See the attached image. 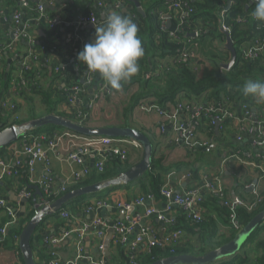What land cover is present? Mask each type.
<instances>
[{
  "label": "trees",
  "instance_id": "16d2710c",
  "mask_svg": "<svg viewBox=\"0 0 264 264\" xmlns=\"http://www.w3.org/2000/svg\"><path fill=\"white\" fill-rule=\"evenodd\" d=\"M138 1L143 12H140L136 5L130 3L129 0H106V2L111 6L116 2H121L126 5L132 4V13L136 14V18L132 20L137 25L138 37L142 41L144 55L138 61V73L127 82H122V87L119 90L111 88V92L105 96L106 99H118L122 96L123 90L125 95L131 94V96L126 99L128 100L126 101L127 105L124 104V106H122L121 115H119L121 122L113 124L106 121L105 124H100L99 127H132V116L135 114L134 111L135 109L140 108L144 101H149L152 105L168 107L176 103L178 95L182 92L188 94L189 96H197L196 99H198L202 93L210 90L214 93V97L218 100H222L227 97L229 98V96L232 95L233 100L242 103V105H247L250 109V104L252 103L255 105L264 104V102L243 94V85L246 80L252 79L264 82V50L260 52V54L256 57V60H244L242 57V46L245 43L250 42L254 38L261 39L262 36H264V22L254 20L251 15L255 7V4L252 3L251 0H230V3H228V0H189L188 8H190L191 11H188L185 15L187 23L186 27L183 29L181 39L184 40L192 38L195 41L191 50L194 49L196 42L199 43L201 40H207L205 39L206 37L213 36L215 39L222 37L224 34H222L219 30V24L221 22L229 29L230 38L233 41L234 48L237 52V59L229 69L225 70L220 65H217L212 59V65H214L209 69L206 68L204 70L205 72H197L195 68L193 69L192 64H194L195 60H191L190 58L182 60L179 63H175V60L180 56L181 48L177 45V40L170 36L168 29L161 31L158 28V24L162 18L160 15L156 14V11H163L165 14H169L174 17L176 11L175 9L170 10L169 5L177 0ZM0 2L9 8H20L19 0H0ZM95 2L96 0H78L80 7L81 4H83L84 8L81 7L83 10L92 8L95 5ZM30 4L32 7H35L37 2L36 0H30ZM223 7L225 8V12L222 16ZM34 12L35 10H33V13ZM51 32L52 30H50L45 36H40L39 34L33 32L36 37V42L32 48L35 50L36 58L30 62V67L26 70H22L20 67V63L23 59L18 60L19 66L16 68V72L22 71V78L17 77V73L14 72L12 66L5 63V58H10L9 54L17 56V49L14 51L4 50L2 52L0 58V93H2V98H4L3 104L5 106V110L8 111V116L6 117V121L4 123H0L2 124L0 125V129L10 125L27 124L47 115L64 116L65 118L81 124H88L91 121H95L89 114L90 109L92 108L87 107L88 103L93 100V97H90L87 93L79 95L78 98H81V102L79 104L76 102L74 109L69 104L68 92L64 91L63 94V91H61L59 93V83L66 77H69L72 80V83L69 84V86L74 83L81 86L83 85L82 79L87 73V66L84 62H80L77 59L78 53L83 49H80L72 60L70 58L71 52L67 53L65 58L64 50L60 48L59 42L54 34L55 32ZM196 32L199 34L195 37L192 34H195ZM7 39L8 38L6 36H0V44H7ZM21 39L17 42V45L21 42ZM29 47L27 46V48ZM51 49L55 50V56L58 58L62 55L64 56L60 62L65 63L66 68L63 71L57 72L55 68L58 64H60L57 61L53 74L48 76L41 59L42 53ZM224 50L230 55L229 50ZM162 65L170 68V70L167 71L165 69V72H162ZM156 72L162 73L157 74ZM44 74H46V77L50 79L46 82V84L43 83L42 77ZM14 78L17 80L16 85L13 83ZM96 78L97 79L94 82L96 84L95 86L103 81L100 75L96 76ZM22 79L25 80V83L21 82ZM14 85L16 86V90L12 93ZM86 101L87 103L85 104ZM66 105L67 107H65ZM260 108L262 107L258 106L257 111L260 116L264 117V114L262 113L263 110ZM81 114H86L87 116H84L85 118L83 119L79 117ZM227 122V120H224L219 129V132H221L220 136L222 137H225L223 135H227L231 132L229 129V123ZM159 123L157 124L158 127ZM63 129L65 128L49 124L27 131L25 134L26 137H29L32 134L53 132L55 130ZM19 140H21V138ZM229 147L232 148L231 145H229ZM244 148H236L238 150H235V152L243 156ZM5 149L6 148L0 149V156H3ZM203 150L205 152L206 148ZM218 155L219 153H217V157ZM263 156L264 155H255V158L257 160H261L264 159ZM10 157H12L11 154H9V157L7 158L9 159ZM128 158L129 153L127 158L124 160L121 159L120 156L108 157V161L105 163L103 171H97L93 168L89 175L81 177L80 180L71 182V185H66L68 187V191L118 177L132 167ZM153 159V167L133 183L134 185L140 186L143 194L151 193L157 198H161V188L166 182L164 176L166 177V175L172 171L176 165H164L163 161L157 160L155 156H153ZM26 167L27 166L20 167L18 174L12 176L16 177L18 180L20 179L23 186L28 184L26 176L27 172H24L23 170L24 168L26 169ZM194 172L197 173L196 170ZM218 173L221 174V171ZM260 187L259 197H261L264 201V177ZM27 189L32 191L30 188ZM109 189L110 188L101 192ZM101 192L86 196H98ZM42 194L43 197L41 203H44V201L47 203L52 202L57 200V198L62 195L58 194L47 196L44 192H42ZM84 197L75 199V202H79V199ZM227 197L228 196L226 194L225 197L208 195L206 196L203 206L205 207L206 201L209 203L208 198L213 200L212 202L217 204L216 211L224 216L227 223L232 228L231 230H235L233 229L234 226L230 223V210L223 204V199L225 200ZM32 205L33 201L30 199L27 214L22 217H16V222L8 225L7 236L0 246H9V243L14 244L16 240H18L24 226L35 214L36 209L32 208ZM68 206L64 205L60 211L63 209L68 210ZM3 208L8 216L7 219L0 224V232L1 229L12 220V217L8 214L6 207ZM263 209L264 204L257 207L254 211H249L244 207H238L236 209L237 221L242 225H246ZM205 214L203 215V220L199 223L189 220L185 215H183V217L177 216L178 226L191 234L206 231L209 227H212L213 224L207 223V216ZM212 230L213 232L209 234V237L205 238L201 236L198 246H194L196 242H184L182 238L181 242L175 246L157 245L152 248H147L142 254H138L136 256L135 264H150L156 260L180 254L202 255L207 251L230 241L236 233L235 230L229 235H219L215 224ZM219 237H222V239L216 241ZM251 242L254 243V246L246 247V244ZM246 244L243 246L245 254L243 253V256L236 254L234 258L241 259V262L245 264H264V222L255 229L251 240ZM118 247L119 255L122 259L119 264H132V257L129 255L128 251L126 253L122 247ZM43 249L45 252L48 251V257L46 259V262L48 263L51 258V252L52 250H56V247L45 246ZM21 260L22 261L20 262L24 264L22 257ZM108 264H111V261L108 262Z\"/></svg>",
  "mask_w": 264,
  "mask_h": 264
},
{
  "label": "crops",
  "instance_id": "0c3cea01",
  "mask_svg": "<svg viewBox=\"0 0 264 264\" xmlns=\"http://www.w3.org/2000/svg\"><path fill=\"white\" fill-rule=\"evenodd\" d=\"M53 8H49L48 11L50 14L58 20H60L59 25L55 30L52 32H55V36L59 42L60 48L64 50V56L66 58L67 53L71 52L70 58L71 60L76 55V53L83 49L84 45L86 43L91 42L94 39V33H95V27L88 28L86 25L83 27L75 30L71 27L69 24L70 19L78 14L79 12L82 13L85 10L83 4L78 3V0H53ZM133 4V3H132ZM132 4L124 5L119 10H117L118 13L125 15H128L133 8ZM5 4H2L0 2V36H6L8 39L7 43L11 41L10 34L11 32L15 33L17 28V24L13 20V15L15 11L18 9L16 8H9L8 6H4ZM134 5V4H133ZM115 11V10H114ZM22 18L24 21H29L31 23V29L39 34L40 36H45L47 33H49V28L47 27L46 23L43 21V19L39 16V14L31 9H20ZM113 12L112 10H109V13ZM108 14V11L103 9L97 10V24L100 27L104 24L105 21V15ZM173 25V24H172ZM220 28V27H219ZM171 28H168L170 30ZM221 33V28L219 29ZM51 32V33H52ZM224 39H218L217 41L220 43L221 41H224V44L221 46L222 52L224 56H230L232 59V52L226 47V36L224 34ZM214 40H216L214 38ZM202 41V40H201ZM200 41V42H201ZM199 42V43H200ZM198 43V44H199ZM196 42V46L198 45ZM29 44L27 41L21 39V42L13 45V49H17V56H12L9 54L10 58H5V63L9 66H12L14 72H16V68L19 66V59L20 57L24 56L26 52H28ZM230 51V55L225 52V50ZM13 54V53H12ZM202 54V53H201ZM62 55L61 57L55 56V50H48L45 53H42V59L41 62L44 64V67L46 68V71L48 73V76H51L53 74V70L55 65L57 64V61L59 63L62 58H64ZM205 60H198V63L200 65V69L203 71L204 68L207 67L205 61L206 56L204 58ZM197 61V60H196ZM231 61V60H230ZM222 67V64H221ZM196 71H198V67L196 66ZM95 79L92 83L85 85V88H87V94L90 95V97H93L96 94L98 84L94 83L97 79L96 76H99L98 73H96ZM94 77V76H93ZM43 83L46 84L50 79L46 77V74L43 75ZM98 82V80H97ZM72 83V80L69 77H66L62 79L59 83V93L63 91L64 94V87L69 86V84ZM122 95H125V92L123 90ZM214 96V93L210 90L207 91V93H202L201 96L196 99L195 96H189L188 94L182 92L180 95H178L177 101H184L189 104H199L204 103L206 104L210 98ZM2 93H0V123H4L6 121V117L8 116V111L5 110V106L3 104ZM228 98V97H227ZM222 99L225 102L226 109H230L233 117L227 119V123H229V129L230 133L227 135H223L225 137L220 136L221 132L216 131V126H212L209 122L206 123L205 120L202 121L201 126L196 128L194 130V136L193 140L200 142L201 140H207L210 142V146L213 147H206V150L204 152L201 146L196 145L194 149H190L187 147L186 144H173L170 141L169 135L165 132L162 133L159 130L158 123L160 121V117L157 113L154 111L145 112L143 110L142 117L136 115V118L132 120V127L144 132L152 141L153 147H154V153L153 156L157 160H162L164 165H172L175 164L176 167L172 170L175 171L174 174L171 176H168V174L172 171H170L166 177L164 176V179L166 181L170 180L171 185L175 188L176 191H184L190 187H199L203 186L206 182L213 179L214 175L219 174L218 172L221 171V174L219 176L222 179V184L225 188L227 198L232 199L235 196H240L246 199H250L252 197L251 192L252 190H247L245 188L246 182L247 183H256L259 182V178L261 174H259V171L249 165H245L239 160H236L234 158H231V155L233 153H236L238 149L236 148H244V150H249L254 152L255 155H259V150L254 146L253 140L254 137L251 132L245 133L243 130L245 128L247 129L248 126L255 125L257 122L264 120V117L260 116L258 113V106H261L264 114V104L262 105H255L254 103L250 104L251 106V112L255 114V116L251 119H246L244 111L242 110V103H239L238 101L233 100L232 95L229 96V98ZM227 99V100H226ZM116 99H101L94 103L93 107H90L87 105V107L92 108L90 109V117L94 120H96L95 124H101V121L103 122H110L113 124L120 123L121 119L117 117H113L111 120V115L108 117V120L101 118L100 113H98V108H111L110 105L115 101ZM191 100V102L189 101ZM87 101L85 102V104ZM71 105V104H70ZM173 105H170L169 107H172ZM67 107V105L65 106ZM71 107H73L71 105ZM100 109V110H101ZM99 110V111H100ZM139 111H142L141 109H138ZM139 113V112H138ZM102 114V113H101ZM97 115V116H94ZM15 118V117H13ZM142 121V122H141ZM2 125V124H0ZM99 127V126H96ZM228 129V131H229ZM238 136L242 137V140L239 141L237 138ZM237 144V146H236ZM229 145L232 146L229 147ZM22 148V141L18 140L17 142L9 145L6 147L5 152L3 156H0L1 158H7L9 157V154H13L12 151H16L15 156L17 157L20 152H18ZM248 151V152H249ZM217 153H219L217 157ZM246 153V152H245ZM243 155V157H246V155ZM66 152L63 150L60 151L58 155H53L50 157V174L54 179L55 188L59 189L63 184L71 185L74 181L73 179V173L74 170L81 169L82 166H79L77 164H72L68 162L65 158ZM23 156H20L19 158H22ZM143 158V147L136 148L133 146L129 147V158L128 161L131 164L132 167L136 166ZM264 158V156H263ZM98 158L94 155H89L86 157L84 165L87 168H94ZM154 160V159H153ZM153 160H152V167H153ZM262 164H264V159L259 160ZM25 162V157H24ZM131 167V168H132ZM151 167V168H152ZM130 168V169H131ZM24 172H27V180L28 184L26 186H23V183L20 181V179H16V177L7 176L0 180V198L3 200L6 205L11 208L14 212L16 217H22L27 214V208L30 203V199H28L27 202H24L22 200V197L20 196V190L22 188H30L33 191V194H35L36 189L33 186H40L38 185L37 181L39 178H41L44 174H46V167L43 163H38L36 165V168L33 173V178L26 167V169H23ZM197 171L195 173L194 171ZM186 172H191L192 177H186L182 178V175ZM142 177V176H141ZM140 177V178H141ZM69 182V183H68ZM245 182V183H244ZM66 186V190L64 192H61L59 194H65L68 191V187ZM261 188V187H260ZM260 188L258 190H260ZM41 190V188H40ZM42 192V190H41ZM69 192V191H68ZM143 194L141 191V188L139 185H134L133 182L124 184L121 186L112 187L109 190H106L104 192H101L98 196H86L84 198L79 199V202H75V200L69 202L66 206L69 207V212L71 214L70 218L68 220H64L60 215V210L56 212L54 215L48 216L45 218L43 224L40 225L37 234L33 238V250L36 256V261L38 264H47V257H48V251H44L43 248L47 246L45 244V238H60L62 239L61 242H59L56 245V251L59 256V258L65 263L72 260L76 253V242H75V233L72 231L73 229H77L81 227L85 222L90 221L95 216L101 217L102 219L106 220L110 225L117 222L118 220H122L126 217L128 212L121 208H117L114 206H101L100 204H96L97 200H107L111 203H117L119 201H125V200H132L136 198L137 196ZM43 195V194H42ZM42 195H36L34 200V195L31 198L33 201L32 208L36 209L37 205L41 203L42 201ZM61 195V196H62ZM60 196V197H61ZM58 199V198H57ZM209 203L206 201V205L204 207V214L207 216V223L213 224L212 227H209L206 231H203L201 233L191 234L190 232L185 230V235L183 236L184 242H196V246L199 245V242L201 240V236L207 238L209 237L213 230L214 224L216 225V229L219 232V235L231 234L232 231L236 230V233L241 229L234 228L235 230H231L232 228L227 223L224 216H222L217 209V204L213 203L210 198ZM207 199V200H208ZM55 201V200H54ZM52 201L51 203H53ZM89 205L98 206L96 209H94L93 212H87V207ZM154 205L152 202H148L147 206ZM165 202L164 199H157V203L155 206L158 209L164 208ZM36 206V207H35ZM261 206V203L259 207ZM144 208L139 207L135 211H142ZM29 212V211H28ZM135 212H133L134 214ZM173 215H177L178 217H183V212L180 208L177 206H174V209L171 212ZM7 213L4 210L2 206H0V224H2L7 219ZM146 223L149 225H152L154 227V231L157 230L159 232V236L163 235L162 230H160V222H158L154 217L146 220ZM231 223V222H230ZM232 224V223H231ZM232 226H234L232 224ZM244 226V225H242ZM241 226V227H242ZM69 231V234L67 236H64L66 231ZM235 233V234H236ZM112 229L108 228L106 239L104 240L106 243L108 252L105 254L108 262L111 261V264H119V262L122 260L121 256L119 255V247H122L126 253L127 248L124 246H121L115 242H113L112 238ZM252 238V237H251ZM250 238V240H251ZM222 239V237H219L216 241ZM249 240V241H250ZM102 240L93 237L92 235H87L85 238V247H86V253L98 257L100 255L99 252V244ZM214 241V240H213ZM148 240H146L143 244H141L138 247V250H140L139 254H142L146 249V245ZM253 247L254 243H248L246 244V247ZM201 248V247H200ZM199 248V249H200ZM244 248L241 249L240 253L237 254L239 256H243ZM21 252L19 249V238L16 240L14 244L9 243V246H0V264H15L16 261H22L20 256ZM245 254V253H244ZM236 256V255H235ZM233 256L232 258H223L221 260L216 261L215 263L211 264H245L241 262V259H236ZM80 264H87L85 260H81Z\"/></svg>",
  "mask_w": 264,
  "mask_h": 264
},
{
  "label": "built area",
  "instance_id": "2783aa9c",
  "mask_svg": "<svg viewBox=\"0 0 264 264\" xmlns=\"http://www.w3.org/2000/svg\"><path fill=\"white\" fill-rule=\"evenodd\" d=\"M37 4L35 7H32L30 0H19L20 8L17 9L13 15V20L19 26L14 37L11 38V41L7 44H0V58L4 50H12L13 45L16 46L17 42L21 38L27 41L29 44L28 52L24 56L20 57L23 59L20 63L22 70L29 69L30 62L36 58L35 50L32 46L36 42V37L33 34L31 29V23L29 21H24L20 12L21 8L35 10L39 16L46 23L47 27L50 30H55L59 25L60 20L52 16L48 11L47 6H52L53 0H36ZM130 3H133L130 1ZM189 0H177L174 3L169 5L170 10L175 9L176 14L172 17L169 14H165L163 11H156V14L160 15L162 20L158 24V28L161 31H165L168 21H171V26L169 30L170 36L177 40V45L180 46V56L175 60V63H179L182 60L189 59L191 56V47L194 45V40L192 38L181 39L183 34V29L186 27L185 15L188 11H191L188 8ZM134 4V3H133ZM121 2H116L114 5H110L106 0H96L95 5L85 10L82 13L74 15L69 24L75 30L83 27L84 25L97 24V10L103 9L108 11L117 12L122 6ZM137 7V6H136ZM188 9V10H186ZM225 12V8H222V16ZM126 16H129L131 19L136 18V14L130 13ZM173 24V25H172ZM224 30L229 32V29L222 23ZM195 37L198 36V32L195 33ZM264 50V36L261 39L254 38L250 42L245 43L242 46V57L244 60H256V57L260 52ZM19 59V60H20ZM162 72L170 70L165 65H162ZM66 68L65 63H60L56 66L55 70L57 72L63 71ZM162 72H156L157 74ZM17 77L22 78L23 72H15ZM88 70L87 73L82 79L83 85L74 83L73 85L63 88L65 92H68L69 104L73 106L76 105V102L79 104L81 98L78 96L87 93V88L85 85L93 82L94 75ZM149 76V75H148ZM22 83H25V80L22 79ZM13 83L16 85V78L13 79ZM12 88V93L15 92L16 86ZM111 92V88L107 85L106 81H102L98 84L96 94L93 96V100L88 103V106L93 107L94 103L98 100L104 99L107 94ZM207 93V92H205ZM191 102V100H189ZM140 109L146 112L154 111L160 117L159 130L162 133H167L169 135L170 141L173 144H186L188 148L194 149L196 145L201 146L202 148H208L210 142L207 140H201L200 142L194 141V130L201 126L203 120L209 122L212 126H217L218 123L219 129L228 118L233 117L231 110L226 109L225 102L223 100H218L214 96L204 104L199 103L189 104L184 101H177L172 107H163L160 105H152L149 101H144L140 106ZM242 110L244 111L245 118L251 119L255 116L251 112L250 107L247 105H242ZM80 113V112H79ZM80 116V115H79ZM245 133L251 132L254 140V146L259 150V155H264V120L257 122L255 125H250L248 128L243 130ZM239 141L242 140L241 136L237 138ZM22 148L18 151L19 155L16 157V151H12V157L1 158L0 157V180L7 176H15L19 172V168L27 166L32 178L33 173L38 163H43L46 167V174L38 179L37 183L40 186L42 192L47 196L49 195H58L61 192L66 190V184H63L59 189L55 188L54 179L50 174V157L53 155H58L61 150L66 152L65 158L68 162L72 164H77L82 166L81 169L74 170L73 179L74 181L80 180L81 177L87 176L90 174L93 168H87L84 165L85 159L89 155H94L98 158L94 168L97 171H103L105 163L108 161V157L120 156L121 159H126L129 153V147L133 146L136 148L142 147L141 143L130 139V138H117V137H107V136H85L75 133L73 131L63 129L55 130L53 132L37 133L32 134L29 137H26V134L21 136ZM244 150L246 157L241 156L240 154L233 153L231 158L239 160L245 165L253 166L261 174L259 182L256 183H246L245 188L247 190H252L251 194L253 197L246 199L240 196H235L232 199L227 198L223 199V204L230 210L229 219L230 222L234 225V228L238 230L241 228L242 224L237 221L236 218V209L238 207H244L249 211L256 210L264 204V201L259 197V188L264 177V164L261 161L255 158V154L252 151ZM23 156L22 158H19ZM25 157V162H24ZM175 171H172L168 174L171 176ZM192 177L191 172H186L182 175V178ZM73 181V182H74ZM69 183V182H68ZM225 188L222 184V179L219 174L214 175L213 179L206 182L203 186L199 187H190L184 191H176L175 188L171 185L170 180L166 181L161 188V198H157L151 193L141 194L132 200L119 201L117 203H111L107 200H97L96 204L101 206H114L121 208L128 212L126 217L122 220L110 225L106 220L101 217L95 216L90 221L85 222L81 227L73 229L75 233V242H76V253L72 260L69 262H63L56 250H52L51 258L47 264H80L81 260H85L87 264H107V259L105 256L106 251V235L108 228L112 229L111 238L113 242L124 246L127 248L129 255L132 257L131 263L135 264L136 256L139 254L140 250L138 247L143 244L146 240V247L152 248L155 246H167V245H177L181 242L183 236L185 235V230L178 226L177 215H173L171 212L174 209V206H177L181 209L183 214L193 222H201L204 215V206L203 203L206 200V196H217L225 197ZM33 192L27 188H22L20 190V196L22 198L31 199L33 197ZM157 199H164L165 205L164 208L158 209L155 204ZM148 202L154 203V205L147 206ZM51 202L39 203L38 206H43ZM0 206L6 207L7 212L11 215L12 220L7 223L4 228L1 229L0 234V244L4 242L7 234V227L9 224L16 222L15 212L9 208L6 203L0 198ZM98 207V206H97ZM94 205H89L87 207V212H93L97 208ZM139 207H143L142 211H135ZM133 212H135L133 214ZM60 215L64 220H68L71 216L68 210L63 209L60 211ZM154 217L158 222H160V230H162L163 235L159 236L157 230L154 231V227L146 223V220ZM69 231L67 230L64 236H67ZM87 235H92L97 237L102 241L99 244L100 255L98 257L91 256L86 253L85 247V238ZM60 238H45V244L50 247H56V245L61 242ZM15 264H22L20 261H16Z\"/></svg>",
  "mask_w": 264,
  "mask_h": 264
},
{
  "label": "water",
  "instance_id": "95a60500",
  "mask_svg": "<svg viewBox=\"0 0 264 264\" xmlns=\"http://www.w3.org/2000/svg\"><path fill=\"white\" fill-rule=\"evenodd\" d=\"M129 1L133 2L140 12H143V10L140 8V3L138 0ZM228 3H230V0H228ZM47 7L53 8V6ZM170 26L171 21L169 20L166 29L170 28ZM86 27L91 28L95 27V25L88 24L86 25ZM219 27L226 36V47L232 52V59L230 64L227 66L224 65L225 67L229 68L235 63L237 59V52L234 48L233 41L230 38V33L223 29L221 22L219 24ZM192 35L195 36L196 34ZM10 37H14L13 32H11ZM49 124L61 126L67 130L85 136H107L117 138L123 137L136 140L140 142L143 147V158L136 166L125 171L116 178L71 190L63 194L53 203L45 204L43 206L37 205L35 214L26 223L19 236V249L24 264H38L36 261V256L33 250L32 243L34 236L37 234L40 225L43 224L46 217L54 215L64 205H67L69 202L77 198L99 193L108 188L135 182L152 167L154 147L152 141L144 132L134 127H92L77 123L71 119H67L59 115H47L27 124L10 125L0 129V149L6 148L7 146L17 142L21 138V136L24 135L27 131H31ZM219 125L220 123L217 124L216 131H218ZM213 145L210 147H213ZM33 187L36 189L34 194L35 200L36 195H42V192L38 186ZM22 200L24 202L28 201L27 198H22ZM263 222L264 209L257 213L246 225L242 226L241 229L234 235V237L230 241L226 242L225 244L219 247L213 248L202 255H173L156 260L150 264H211L223 258H232L236 254L240 253L243 246L252 237V234L255 229ZM107 253L108 252H106L105 254Z\"/></svg>",
  "mask_w": 264,
  "mask_h": 264
},
{
  "label": "clouds",
  "instance_id": "9594fccd",
  "mask_svg": "<svg viewBox=\"0 0 264 264\" xmlns=\"http://www.w3.org/2000/svg\"><path fill=\"white\" fill-rule=\"evenodd\" d=\"M254 20L264 22V0H252ZM144 55L142 41L138 37L136 23L118 12L105 15L104 24L95 25L94 39L86 43L77 55L89 71L98 73L107 85L115 90L122 87L138 73V61ZM243 94L264 102V82L248 79Z\"/></svg>",
  "mask_w": 264,
  "mask_h": 264
},
{
  "label": "rangeland",
  "instance_id": "374dc122",
  "mask_svg": "<svg viewBox=\"0 0 264 264\" xmlns=\"http://www.w3.org/2000/svg\"><path fill=\"white\" fill-rule=\"evenodd\" d=\"M224 34V33H222ZM224 35L222 37H219L217 38L216 40H214V37L213 36H209V37H206L205 41H201L197 46L195 45L194 49L191 50V56H189V58L191 60H195L194 64H192V68L196 70V66L198 67V71L197 72H205L203 71L202 69H200V65L198 63V60H205V59H201V58H204L206 56V65L207 67H205L204 69L206 68H210L212 65V59L214 60V62L217 64V65H220L222 64V68H224L225 70L226 69H229L227 67H225L224 65H229L230 64V60H231V57L230 56H224L223 52H222V49H221V46L224 44V41H221L220 43L217 41L218 39H224L223 38ZM202 53V54H201ZM197 60V61H196ZM131 96V94H127V95H122L121 97H119L118 99H116L111 106V108H98V113H100V116L101 118H104L106 120H108V117L111 115V120L113 117H117L119 118V115H121V110H122V106H124V104L127 105V102L129 97ZM101 109V110H100ZM140 109V108H138ZM138 109H135L133 116H132V120H134L136 118V115L142 117L144 116L143 115V111H139ZM80 110L82 111V109L80 108ZM100 110V111H99ZM139 112V113H138ZM146 112V111H145ZM102 113V114H101ZM84 116H87L86 114L83 115L81 114L79 117L80 118H85ZM94 116H97V115H94ZM64 117V116H63ZM68 119V118H67ZM96 121V120H95ZM95 121H91L90 123L88 124H83V125H91V126H100V124H95L96 122ZM142 122V121H141ZM101 124H105V122L101 121ZM196 246V243L195 245Z\"/></svg>",
  "mask_w": 264,
  "mask_h": 264
}]
</instances>
